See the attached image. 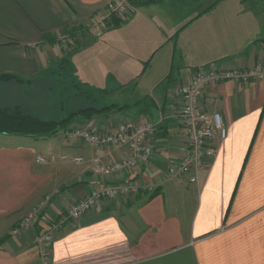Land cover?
I'll use <instances>...</instances> for the list:
<instances>
[{"label":"crops","instance_id":"1","mask_svg":"<svg viewBox=\"0 0 264 264\" xmlns=\"http://www.w3.org/2000/svg\"><path fill=\"white\" fill-rule=\"evenodd\" d=\"M110 1L0 0V73L37 77L63 56L60 36L97 24ZM178 1L137 5L69 53L77 79L107 96L132 84L137 99L119 105L135 112L79 119L53 136L0 133V264H264V78L206 91L205 107L221 114L227 135L197 183L169 172L184 157V137L179 102L168 95L194 69L264 61V10L249 4L256 0ZM129 118L156 126L149 161L112 178L96 174L95 160H121L127 150L67 132L82 124L111 131ZM109 181L140 187L68 222L43 257L47 222ZM46 197L38 220L9 234Z\"/></svg>","mask_w":264,"mask_h":264},{"label":"built area","instance_id":"2","mask_svg":"<svg viewBox=\"0 0 264 264\" xmlns=\"http://www.w3.org/2000/svg\"><path fill=\"white\" fill-rule=\"evenodd\" d=\"M128 8L127 0H117L109 4V15L115 14L121 17L125 11L128 12ZM64 37L63 35L62 38ZM263 78L264 64L262 62L249 67L215 65L186 73L180 82L170 88L168 95L179 102V108L174 117L179 122L184 137V157L179 164L169 169L172 175L186 178L190 183H197L202 168L216 155V140H223L227 135L221 114L218 111L210 112L205 107L206 91L225 80L247 84ZM155 131V124L129 118L120 121L111 131H101L82 124L68 131L67 136L77 138L93 147H124L127 150V155L121 160L108 163L95 160L94 172L103 177L112 178L124 170H130L149 161ZM65 158V155L61 156V159ZM72 160L78 164L82 158L73 157ZM39 161H43V159L39 158ZM139 187L136 183L109 181L101 188L93 190L85 198L75 202L65 211L60 212L47 222L46 229L39 235L41 255L47 257L49 254L48 245L54 233L68 222L78 220L102 200H117L120 197L134 195L138 193ZM49 199L46 197L39 202L24 218L11 227L9 234L16 235L33 225L47 206Z\"/></svg>","mask_w":264,"mask_h":264},{"label":"trees","instance_id":"3","mask_svg":"<svg viewBox=\"0 0 264 264\" xmlns=\"http://www.w3.org/2000/svg\"><path fill=\"white\" fill-rule=\"evenodd\" d=\"M159 1L161 0H145L137 5L156 3ZM130 2L132 3L133 0H129ZM113 17L110 18V23H114V25L118 24L119 18L116 19ZM72 51L68 52L66 57L62 56L60 58L57 67L53 71L48 72V68L45 69L46 71L44 70L47 75L53 74L55 77L63 75L69 78L68 82L57 81L55 79L56 84L53 86L55 90L60 88L59 92L63 90L66 92L67 88H71V92H69L68 98L66 97L65 105L63 106L64 114L57 119H47L31 113L20 104H1L0 133L28 137L53 136L73 121L79 119L91 120L97 116L107 115L114 110H122L128 107V105H119L114 102L105 104L103 100L107 97L109 91L89 87L76 79L75 68L70 60ZM147 64L148 62L146 61L144 65ZM6 82L32 83L31 79H23L10 73H0V83Z\"/></svg>","mask_w":264,"mask_h":264},{"label":"rangeland","instance_id":"4","mask_svg":"<svg viewBox=\"0 0 264 264\" xmlns=\"http://www.w3.org/2000/svg\"><path fill=\"white\" fill-rule=\"evenodd\" d=\"M115 1L117 0L110 1L103 7L101 11L100 20L97 21V24H94L89 27L82 26V31L80 32V34L78 32L74 36H71L70 34H65L64 38H62L63 35L60 36L59 44L64 49L63 56L66 57L68 55V52L76 49L78 44L80 45L84 41L88 42L96 38L98 34H100V30L102 29V27L110 24L111 17L114 16L113 18L116 19L125 18L127 16L126 14L130 12L133 9V7L137 6L138 3H141L145 0H133L132 3L131 2L129 3V0H127V6H129L128 12L126 13L125 11L123 13V16L121 17L115 14L109 15L110 14L109 4H112ZM180 1L181 2L178 1L179 2L178 4L183 5V7H185L186 5L183 4L185 0H180ZM255 2H250L249 4L256 5V9L258 10L261 9L264 10V0H256ZM222 10H224V8ZM261 27H262L261 28L262 36H260V38L261 37L264 38V23L263 26ZM60 58L55 61L53 60L51 61V64H49V67H47L48 72L51 70L53 71V69L57 67V63L60 60ZM262 63L264 64V61H262ZM45 71L40 73L37 77L31 78L32 83L30 84L16 83V82L0 83V105L20 104L26 110L36 114L37 116H41L47 119L48 118L57 119L61 117L64 114L63 106L65 105V99L69 95V92H71V88L70 87L67 88L66 92L64 90L62 92H59L60 88H57L58 90L57 89L55 90L53 86L56 84L55 79L57 81L68 82L69 78L63 75L56 77L53 74L47 75ZM136 91L137 90L132 87V84H129V86L126 89L120 88V90L116 91L114 94L105 97L103 102L105 104H109L112 102L118 104L131 103L132 101L137 99L139 92L136 93ZM133 112L135 111L125 109L123 115L127 116L132 114Z\"/></svg>","mask_w":264,"mask_h":264}]
</instances>
